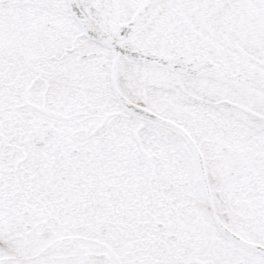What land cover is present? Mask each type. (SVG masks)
I'll list each match as a JSON object with an SVG mask.
<instances>
[{"label": "snow or ice", "instance_id": "6c2138e0", "mask_svg": "<svg viewBox=\"0 0 264 264\" xmlns=\"http://www.w3.org/2000/svg\"><path fill=\"white\" fill-rule=\"evenodd\" d=\"M0 264H264V0H0Z\"/></svg>", "mask_w": 264, "mask_h": 264}]
</instances>
